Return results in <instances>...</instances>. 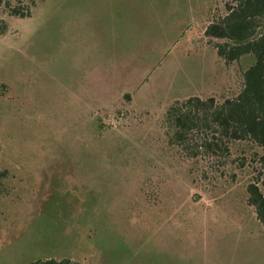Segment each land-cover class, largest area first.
<instances>
[{
    "label": "rangeland",
    "instance_id": "374dc122",
    "mask_svg": "<svg viewBox=\"0 0 264 264\" xmlns=\"http://www.w3.org/2000/svg\"><path fill=\"white\" fill-rule=\"evenodd\" d=\"M231 0H39L0 34V264H264V146L167 141L164 113L217 103L253 63L204 30ZM195 154L193 155V153Z\"/></svg>",
    "mask_w": 264,
    "mask_h": 264
},
{
    "label": "trees",
    "instance_id": "16d2710c",
    "mask_svg": "<svg viewBox=\"0 0 264 264\" xmlns=\"http://www.w3.org/2000/svg\"><path fill=\"white\" fill-rule=\"evenodd\" d=\"M39 0H0V10L11 17H27ZM224 14L204 30L208 38L220 39L216 53L226 62L252 55L243 72L241 90L217 103L214 98L189 96L167 107L163 127L167 141L184 151L201 148L209 155L226 153L229 140H250L264 146V0L224 2ZM7 23L0 16V34ZM195 152L193 153V155ZM5 170L0 168V187ZM248 201L264 223V198L253 184L247 186ZM24 264H79L68 258H39Z\"/></svg>",
    "mask_w": 264,
    "mask_h": 264
}]
</instances>
